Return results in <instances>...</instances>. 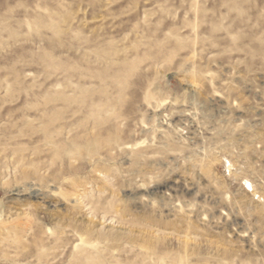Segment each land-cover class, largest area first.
I'll return each instance as SVG.
<instances>
[{
	"label": "rangeland",
	"instance_id": "374dc122",
	"mask_svg": "<svg viewBox=\"0 0 264 264\" xmlns=\"http://www.w3.org/2000/svg\"><path fill=\"white\" fill-rule=\"evenodd\" d=\"M0 264H264V0H0Z\"/></svg>",
	"mask_w": 264,
	"mask_h": 264
}]
</instances>
